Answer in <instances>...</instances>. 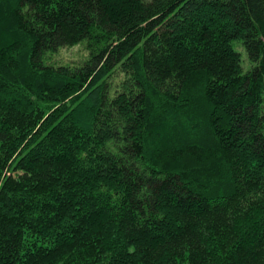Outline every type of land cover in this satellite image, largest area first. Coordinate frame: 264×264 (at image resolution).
<instances>
[{"label":"trees","instance_id":"obj_1","mask_svg":"<svg viewBox=\"0 0 264 264\" xmlns=\"http://www.w3.org/2000/svg\"><path fill=\"white\" fill-rule=\"evenodd\" d=\"M0 264H264V0H0Z\"/></svg>","mask_w":264,"mask_h":264},{"label":"rangeland","instance_id":"obj_2","mask_svg":"<svg viewBox=\"0 0 264 264\" xmlns=\"http://www.w3.org/2000/svg\"><path fill=\"white\" fill-rule=\"evenodd\" d=\"M2 28H7L6 26ZM87 51L85 46L78 45L73 48H66L60 51L57 55H55L52 59L56 63H67V62H81L83 59L87 57ZM19 178V176L17 175Z\"/></svg>","mask_w":264,"mask_h":264}]
</instances>
